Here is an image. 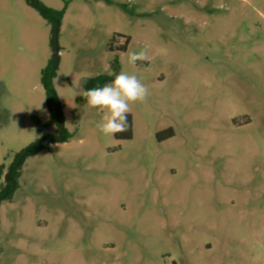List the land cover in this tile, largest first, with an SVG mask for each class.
I'll list each match as a JSON object with an SVG mask.
<instances>
[{"label": "rangeland", "instance_id": "obj_1", "mask_svg": "<svg viewBox=\"0 0 264 264\" xmlns=\"http://www.w3.org/2000/svg\"><path fill=\"white\" fill-rule=\"evenodd\" d=\"M37 1L61 20L0 0L3 178L35 146L1 203L0 264H264V0ZM121 71L150 91L130 139L83 97ZM52 114L66 141L38 145Z\"/></svg>", "mask_w": 264, "mask_h": 264}, {"label": "clouds", "instance_id": "obj_2", "mask_svg": "<svg viewBox=\"0 0 264 264\" xmlns=\"http://www.w3.org/2000/svg\"><path fill=\"white\" fill-rule=\"evenodd\" d=\"M148 60L147 50L133 51L128 55V63L136 65ZM150 95L149 88L134 73L121 71L115 78L102 87L87 89L83 92L87 106L104 113L103 120L97 124L105 136L129 132L131 123L128 119L131 105L144 103Z\"/></svg>", "mask_w": 264, "mask_h": 264}, {"label": "trees", "instance_id": "obj_3", "mask_svg": "<svg viewBox=\"0 0 264 264\" xmlns=\"http://www.w3.org/2000/svg\"><path fill=\"white\" fill-rule=\"evenodd\" d=\"M29 4L32 5V7L37 8V10L43 15V17H45L48 20H54L55 21H60L61 18L63 17L64 13H59L55 16H53L54 18H49V13L50 10L46 7H44L43 5H41L37 0H28ZM53 76H50V74L47 72V70L43 71V83H44V88L46 90V94L48 96V105L51 108L52 106V97H53V89L51 88V80H52ZM53 115V114H52ZM128 119L131 123V117L128 116ZM58 122V116L53 115L52 116V120L48 123L49 126L54 125L55 122ZM132 127V124H131ZM131 128L129 130V132L127 133H123V134H116V138L117 139H130L132 136V132H131ZM62 141H66V138L63 137ZM34 150L33 149H29L26 150L18 155H16L15 161L14 163L10 166L11 171V175L9 177L10 181L9 182H5L4 178H3V167L0 168V181L2 182V186L0 187V207H1V203L3 201H10L12 199L13 196V190H12V183L14 180H16L19 177V171L22 165V162L25 158V156L30 155L31 153H33ZM16 166H15V165ZM0 253H1V245H0Z\"/></svg>", "mask_w": 264, "mask_h": 264}, {"label": "water", "instance_id": "obj_4", "mask_svg": "<svg viewBox=\"0 0 264 264\" xmlns=\"http://www.w3.org/2000/svg\"><path fill=\"white\" fill-rule=\"evenodd\" d=\"M57 31H58V23H56V26H55L54 31H53V36H52V43H53L52 44V50H53V58H54V61H55L54 62L55 65L58 64V57H59V52H58V49H57V44H58L57 43ZM59 132L60 133L58 134L57 138L55 139L56 142L61 140V137H62V134H63V124H61ZM46 142H48V141L41 142L38 145L45 144ZM9 173H10V171L7 174L4 175L5 182H9L8 179H7ZM12 185H14V184L12 183Z\"/></svg>", "mask_w": 264, "mask_h": 264}, {"label": "flooded vegetation", "instance_id": "obj_5", "mask_svg": "<svg viewBox=\"0 0 264 264\" xmlns=\"http://www.w3.org/2000/svg\"><path fill=\"white\" fill-rule=\"evenodd\" d=\"M85 101V100H84ZM51 118V117H50ZM52 120V119H51ZM50 120V121H51ZM58 123H57V125H55L56 126V128H55V133H52V134H50V135H48V137H45L44 139V141L43 142H45V141H48V142H46L45 144H47V145H50L52 142H56L55 141V139L57 138V136H58V134L60 133L59 132V129H60V126H61V121H62V118H61V116H58ZM57 122V121H56ZM53 128H54V126H53ZM63 137H64V135L62 134V137H61V140L60 141H62L63 140ZM59 141V142H60ZM35 148V146L34 147H32L31 149H34Z\"/></svg>", "mask_w": 264, "mask_h": 264}]
</instances>
